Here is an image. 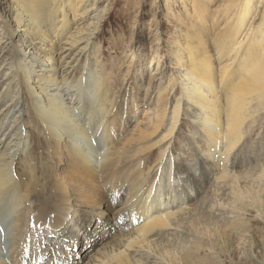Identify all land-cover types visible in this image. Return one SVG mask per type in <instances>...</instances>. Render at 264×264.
Masks as SVG:
<instances>
[{
  "label": "rangeland",
  "instance_id": "1",
  "mask_svg": "<svg viewBox=\"0 0 264 264\" xmlns=\"http://www.w3.org/2000/svg\"><path fill=\"white\" fill-rule=\"evenodd\" d=\"M97 1L98 8L91 11L87 23L95 21L92 18L99 13L101 20L96 26L85 29L88 32L97 28L94 45L100 48L108 85L115 92L118 126L114 146L121 154L120 172L112 177V171L104 170L93 182L80 179L79 174L76 176L74 172L79 166L67 157L62 167H58L61 155L51 152L52 146L44 140L34 113H29L24 119L30 142L42 144V149L31 158L30 174L25 175L21 183L28 185L40 169L54 178L57 199L47 207L39 204L37 212L43 217L50 215L46 219L54 218L56 229H35L37 214L29 213L27 206L24 215L19 217L21 230L17 232L16 247H22L21 240L26 236L25 243L30 242L31 250L44 247L43 253H47L38 264L107 262L126 252L129 242L138 237L136 232L151 221L149 215L139 220V215L129 208L137 198L146 197L147 186L153 183L150 197L143 203L148 206L143 208L150 207L158 188L162 193L150 207L149 214L161 206L172 205H178L175 210L183 211L176 215L170 228L161 230L166 234L164 239L157 243L158 238L152 240V248L156 244L155 249H158L154 255L159 258H151L149 264H264V100L263 105H255L258 113H254L241 142L230 155L223 154L227 148L223 134L219 140L222 144L208 149L198 127L205 115L183 101L178 127L168 142L174 106L182 98L181 88H173L172 82L179 77L193 84L190 72L183 71L185 67L176 56L181 55L179 57L187 61L191 48L197 57L205 53L215 74L219 75L224 64L220 60L224 45L221 47L219 43L227 36L235 15V12L227 13L229 0L209 2V8L203 12L207 23L203 25L200 15L192 8L194 0ZM263 1L255 4L244 34L252 23L257 26L261 22ZM6 6V0H0V35L3 36L6 33L4 20L10 15L7 10L3 11ZM14 28L19 34L15 45L23 49L29 46L31 55L40 52L30 50L33 43L22 39L21 28ZM8 44L0 46L3 63L12 58V47ZM94 45L89 48L91 60H94ZM84 46L86 43L81 42L72 50L70 58ZM64 54H68L67 51ZM71 62L72 66L78 65L76 60ZM83 65L84 62L78 67V76L83 72ZM7 72V69L0 71V93L5 87ZM216 85L221 89L218 83ZM18 90L16 86L14 92ZM224 90L219 91L220 100L216 104L222 110L215 122L217 129L221 124L225 126L227 94ZM20 92L24 100L25 93L22 89ZM209 95L217 101L213 94ZM11 99L0 102V113ZM28 103L27 99L22 114ZM22 114L17 112L10 125ZM22 162H25L24 155L16 161L17 164ZM161 171L165 174L161 175ZM136 188H140L139 196L129 197L130 191ZM64 190H75L82 202H76L75 196L64 194ZM83 202L85 206L81 205ZM63 208H70L68 218L59 216ZM139 252L144 254L142 250ZM145 263L148 262L141 259V264Z\"/></svg>",
  "mask_w": 264,
  "mask_h": 264
},
{
  "label": "bare ground",
  "instance_id": "2",
  "mask_svg": "<svg viewBox=\"0 0 264 264\" xmlns=\"http://www.w3.org/2000/svg\"><path fill=\"white\" fill-rule=\"evenodd\" d=\"M257 1H227V13L235 12V15L228 32L226 31L227 36L219 43L220 46L224 45L220 59L224 64L219 75L215 74V69L205 53L203 57H197L196 51L191 48L187 61L181 59V55L176 56L181 66L185 67L183 71L190 72L193 84H188L179 77L174 78L172 82L173 88H181L182 98L174 106L168 142H171L170 137L178 127L182 101L205 115L204 121L198 122V127L208 149L222 144V141H219L222 134V140L227 145L224 155H230L241 142L244 129L258 110L255 105H261L264 100V13L257 26L252 23L248 31L243 33L248 27ZM209 2L212 0L207 3L205 0L192 2V8L200 15L202 25L207 23L203 12L209 8ZM92 3L93 0H6L7 6L3 11L7 10L10 15L4 20L6 33L4 36L0 35V46L9 43L12 47V58L7 63L0 59V71L8 70L3 93H0V102L12 99L0 113V264H10L7 259L12 260L16 256L17 232L21 230L19 217L24 215L27 206L29 213L32 212L34 216L37 214L35 229H56L53 225L54 218L46 219L50 215L43 217L37 212L39 204L47 207L57 199L54 178L46 175L44 169H40L28 185L23 186L21 183L25 175L30 174L31 158L42 149V144L30 142L24 119L29 113H34L33 116L35 115L43 130L44 140L52 146L51 152L61 155L58 167H62L67 157L79 166V171L74 172L76 176L79 174L80 179L93 182L104 170L112 171V177L120 172L118 164L121 154L114 146L118 126V111L114 110L115 92L108 85L105 66L99 56L100 48L94 45L93 37L97 28L88 31L89 33L85 29L96 26L101 20L99 13L92 16L95 21L87 23L91 19V11L98 8L97 0L94 1L93 7ZM261 4L264 9V1ZM96 21L98 22L95 23ZM14 27L22 29V39H30L33 43L30 50L38 49L40 52L31 55L27 49L29 46L23 49L15 45L14 40L19 34H16L18 29ZM83 35L87 36L83 38ZM242 35L243 39L240 40ZM81 42H85L86 46L70 58L73 55L72 50L77 49ZM93 45L94 60H91L89 48H93ZM66 51L68 54H64ZM75 56L77 57L74 59ZM84 58L85 61H82ZM71 60H76L78 65L72 66ZM83 62V72L78 76ZM216 83L221 89H225L227 94V109L224 112L226 127H222L219 122L221 127L218 129L215 128V122L222 110L216 107L221 92ZM16 86L19 90L14 92ZM20 89L25 93L24 100ZM216 91L220 92L215 94ZM209 93L213 94L217 101H213ZM27 99L28 108L22 114L21 109ZM17 112L22 115L14 118L10 125ZM159 120L161 122V119ZM23 155L25 162L17 164L16 161ZM163 173L164 171H161V175ZM169 184H172L170 177ZM150 185L147 186L146 193H143L146 197H150L149 191L153 183ZM136 190L130 191L129 197H138L140 188ZM64 191V194L72 195L73 198L75 196L76 202H82L81 196L75 190ZM161 193L158 188L151 199L153 203L150 207L154 205L155 200L161 198ZM146 197L137 198L138 201L131 204L129 209L139 215V220L149 215L151 221L136 232L138 237L129 242L126 252L123 251L102 264H141V259L149 264L151 258H159L154 255L158 249H155L156 244L152 248V240L158 238L157 243L164 239L166 234L161 230L170 228L176 215L183 209L175 210L178 205L161 206L149 214L150 207L143 208L144 205L148 206L143 204ZM34 203L36 205H33ZM81 205L85 206V202ZM63 210L58 212L59 216L66 215L68 218L70 208ZM7 245H10V248L7 254H4L3 249ZM139 250L144 251V254Z\"/></svg>",
  "mask_w": 264,
  "mask_h": 264
},
{
  "label": "clouds",
  "instance_id": "3",
  "mask_svg": "<svg viewBox=\"0 0 264 264\" xmlns=\"http://www.w3.org/2000/svg\"><path fill=\"white\" fill-rule=\"evenodd\" d=\"M25 239H28V237L26 236L25 238L21 240V243H22L21 248L16 247V243H15V247L18 248V250L20 249L25 252V255L23 257V260H24L23 264H30V263L38 264L41 261V258L44 257V254L47 253V252L43 253L45 248L42 246H39L38 248L31 250L30 242L27 241V243H25ZM9 248H10V245L5 246V248L3 249V253L7 254L6 252H8ZM16 260L17 259H14V258H12V260L7 259V261L10 264H16Z\"/></svg>",
  "mask_w": 264,
  "mask_h": 264
}]
</instances>
